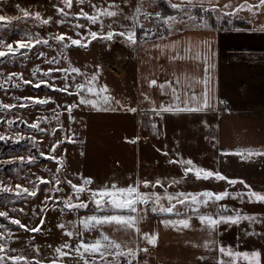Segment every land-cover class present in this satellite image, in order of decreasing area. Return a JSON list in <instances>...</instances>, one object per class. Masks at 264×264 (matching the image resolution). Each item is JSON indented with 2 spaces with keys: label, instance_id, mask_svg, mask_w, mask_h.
Here are the masks:
<instances>
[{
  "label": "crops",
  "instance_id": "0c3cea01",
  "mask_svg": "<svg viewBox=\"0 0 264 264\" xmlns=\"http://www.w3.org/2000/svg\"><path fill=\"white\" fill-rule=\"evenodd\" d=\"M169 1L176 5L217 8L233 14L229 17L231 22L238 20L240 23L217 29L191 27L140 44L127 66L132 70L130 77L127 72L129 83L137 88L136 104L124 103L117 112L113 110L114 125L109 128L115 134L134 132V136L110 143L107 140L94 142L89 146L93 151L90 161L98 164V170L86 174L82 171V177L91 178L89 189L112 184L126 187L159 180L163 187L145 188L141 184V191L156 192L161 197L165 189L173 195L227 191L231 194L228 198L210 203L208 207L200 206V213L215 215L223 205L227 209L223 212L225 216L235 217L240 213L254 217L241 219L236 224L222 223L210 233L195 213L177 204L181 208L176 211L181 215L157 212L148 216L144 233L158 234L155 246L142 237L133 258L116 264H128L129 261L131 264H217L221 259H228L221 255L220 247L235 252H259L260 264H264V203L250 202L249 188L244 184L232 185L227 180L215 178L196 179L192 173L185 176V165L169 162L190 159L199 168L218 172L231 180H243L251 190L264 194V155H248L247 152H264V9L255 15V9L250 12L247 7L237 11L245 0ZM258 2L247 0L249 6ZM227 4L231 7H224ZM196 53L201 54L200 59L193 58ZM177 54L184 59H172ZM177 77L180 84H176ZM152 80L157 81V85L150 87ZM205 80L207 85L203 83ZM166 82H172L178 89L180 107H184L183 101L188 99L185 92L189 96L194 93L198 98L189 101L188 106L199 107L205 91L209 106L197 112L160 111L161 106L177 103L171 88L161 90L159 87ZM133 98L126 93L121 99L125 102ZM107 127L103 132H107ZM142 133L147 135L144 141ZM138 137L140 141L136 139ZM103 142H106L105 147L101 146ZM87 145L85 149H88ZM237 152H242L243 157L236 155ZM109 156L106 163L105 158ZM161 201L169 205L166 199ZM137 207L146 211L151 208V202ZM189 216L191 227L187 229L166 227L162 223ZM239 264L246 262L240 260Z\"/></svg>",
  "mask_w": 264,
  "mask_h": 264
},
{
  "label": "rangeland",
  "instance_id": "374dc122",
  "mask_svg": "<svg viewBox=\"0 0 264 264\" xmlns=\"http://www.w3.org/2000/svg\"><path fill=\"white\" fill-rule=\"evenodd\" d=\"M91 3L101 9L114 5L109 10L115 11L117 15L101 16L96 24H89L87 20L76 15L81 8L89 14L94 13L87 0L83 5L75 3L74 0L71 9L65 8V12L69 13L66 17L58 15L54 7V5L64 7L60 0H0L2 16L22 17V13L17 8L19 5V8L31 13L39 12L44 19L52 18L47 25L32 18L0 22V40L5 44L11 43L15 47L16 41L29 36L34 45L30 49L21 50L16 55L0 58V83L4 85L0 88V104L14 105L8 109L0 108V135L6 137L5 140H0V211L7 212L10 219H18L28 227L35 226L41 229L38 232L25 231L18 225L10 223L9 219L0 217V224L6 225V228H0V234L5 238L0 242L5 243L7 256H23L31 264H36L37 261L40 264H53V261L55 264H83V260L75 251L77 245L81 240L86 243L92 242L100 238L101 233L121 243L125 253L118 257L107 256L109 264L122 263L121 261L125 259L131 260L133 256L128 255V249L136 253L140 244L138 242L140 239L142 241L148 216L159 212L151 211L153 206L159 207L151 202L150 209L140 211L138 208L136 213H132L138 218L143 217L139 219L137 225L140 229L139 233L134 230L118 231L112 225L85 230L79 223L81 220L91 215L108 214V210H97L90 201L88 191L77 197L67 181L71 180L73 184L79 185L85 178L82 177V171L85 174L97 172L98 164H92L90 161L93 151L89 146L94 145V142L107 140L110 143L111 140L121 141L123 137L134 136V132L115 134L112 130L109 131V128L114 125L113 110L117 112L124 103L136 104L137 88L129 83L132 70L127 66L132 62L140 44L144 43L137 40V30L144 28L148 31L161 22L169 28L178 29L189 23L183 18L188 12L162 15L158 0H91ZM61 20L64 22L58 23ZM77 24H83L85 27H76ZM89 31L96 32L97 39L92 40L88 35ZM109 32L113 33L112 39L106 38ZM77 33L80 35L78 36ZM60 34H66L73 39L84 37L83 42L87 47L73 46L69 41L58 42L55 37ZM129 35L132 36V40L128 39ZM37 40L47 43H36ZM0 51H6V48L0 46ZM118 54L127 57V62L122 64L124 74L117 76L112 71L102 70L99 65L100 60L106 56H108L106 59L112 57L113 65L118 63ZM50 61L53 62L49 63ZM72 67L80 69V74L49 71ZM11 73L21 74L22 79L17 76L6 80L5 78ZM92 76L96 77L93 84L97 89L107 87V92L102 95L110 97V100L107 104L101 102V107L109 110L97 111L91 106L80 105L73 108L69 114L67 109L77 104L80 98L75 95L76 85L86 83ZM41 81L55 85V88H62L67 84L68 92L56 91L46 84L35 87ZM69 92L73 95H69ZM126 93L134 96V100L128 99L123 102L121 98ZM81 95L88 99H96V96L87 92H81ZM26 97L33 99L28 100L25 99ZM37 99H48L50 102L35 103ZM9 121L13 123L9 125ZM35 122H39V128L44 131L29 127ZM106 126H108L107 132H103ZM145 136L142 133L143 141ZM21 137L23 139H20ZM136 139L140 141L139 137ZM87 143L88 149L87 147L85 149ZM105 143L103 142L101 146L105 147ZM54 145L58 146L56 151L52 152L51 148ZM52 156L56 159H51ZM109 158L111 157L105 158L106 163ZM41 180L49 183H42ZM57 180L60 181L59 184L56 183ZM17 185L20 188H17ZM4 187L10 188L11 191H3ZM23 188L29 189V192L35 191L36 195L31 196L23 192ZM57 188L62 190L56 191ZM69 198H71L70 203L74 205L81 201H90V203L87 208H69L65 206ZM160 203L165 207L169 206L162 201ZM176 208L181 207L176 205ZM182 208L189 209L187 205ZM41 220L43 224L40 223ZM60 224L64 227H58ZM66 232H72L73 235L70 237L65 234ZM65 244L71 247L62 248ZM56 248H62V251L69 255L59 256L55 251ZM85 256L92 259L87 254ZM97 262L101 264L98 257ZM5 264H13V262L6 260ZM20 264L24 262L21 261Z\"/></svg>",
  "mask_w": 264,
  "mask_h": 264
},
{
  "label": "snow or ice",
  "instance_id": "6c2138e0",
  "mask_svg": "<svg viewBox=\"0 0 264 264\" xmlns=\"http://www.w3.org/2000/svg\"><path fill=\"white\" fill-rule=\"evenodd\" d=\"M86 2V0H75V3L83 5ZM89 6L94 9L93 14H89L88 12L84 11L83 8L80 9L79 13H77L78 18H82L84 20H87L89 24H96L101 16H107V17H114L117 15L115 11H110L109 8L113 7L114 5H109L108 8L101 9L99 8L96 4L91 3V0H87ZM60 3L64 5V7H57L54 5L56 8L57 14L61 15L63 17H66L69 15L68 12H65V8L71 9L74 4V0H60ZM172 7H177V5L173 4ZM224 7L228 8L231 7L230 4L224 5ZM248 8V10L251 12L255 9L254 15L259 12L260 9H264V0H259V2L255 5L249 6L247 4V0H245L244 4H241L238 6L237 11L241 10L243 8ZM17 8L19 11L22 13V17H6L0 15V22H11L12 20L16 19H27V18H32L37 21H39L41 24L47 25L51 22L52 18L48 17L47 19H44L39 12L31 13L26 9L19 8V5H17ZM192 17H190L191 19ZM64 21H58V23H63ZM76 27L83 28L85 25L83 24H77ZM79 36L80 33H77ZM89 36H91L92 40L97 39L98 34L93 31H89L88 33ZM120 35H124V33H120ZM113 33L109 32L107 35V39H112ZM55 39L58 42H64V41H69L71 45L77 46V47H87V44L83 42L85 39L84 37H81V39H73L71 36H67L66 34H60L55 37ZM129 40H132V36L129 35L128 37ZM47 43V41H39L37 40L36 43ZM91 41H89L90 43ZM0 46L5 47L6 51H0V58H3L7 55H16L17 53H20L21 50H27L32 48L33 42L31 37L25 36L22 37L20 40L16 41V46L13 47L11 43L5 44L2 40H0ZM186 51H190L186 50ZM200 53H196L194 59H200ZM172 59H184L183 56H180L177 54L176 56H173ZM53 61H50L49 63H52ZM49 71H63V72H72V73H77L80 74V69L72 67L69 69H54V70H49ZM48 73H45L47 75ZM22 79L21 74L17 73H11L8 77H6V80H11L13 77H17ZM96 80L95 76H92L91 79L86 81V83L82 84H77L76 89L77 91L75 92V95L80 97L79 102L77 104L71 105L67 110L69 114L71 113L73 108L79 107L80 105H85V106H91L92 108L96 109L97 111H107L109 109L107 108H102L101 107V102L104 104H107L110 100V97L106 95H102L103 93L107 92V87H101L97 89L93 82ZM25 83H31L30 81H24ZM180 79L179 77L176 78V84H180ZM205 85H207L208 81L205 80L203 81ZM41 84H46L48 87L53 88L56 91H61V92H68L69 85L65 84L64 87L62 88H55V85L48 84L46 81H41L40 83H37L35 87H40ZM157 81L152 80L149 82V86H156ZM3 83H0V88H3ZM159 87L161 90H163L165 87L171 88L172 91V96L174 97V100L177 102L174 105H169V106H161L160 111L162 112H171V111H176V112H181V111H187V112H197L201 111L204 108H207L208 105V100H207V91L203 93L204 99L202 104L199 107H190L189 101H197V96L193 93L190 96L188 95L187 92H185V96H188V99L184 100V107L179 106L180 102V94L179 91L176 87L172 85V82H166L165 84H160ZM81 92H87L90 95L96 96V99H88L85 98L84 96L81 95ZM69 95H73V93H68ZM25 99L31 100L33 98L31 97H26ZM35 103L39 104H47L50 101L48 99H37L34 101ZM117 103H119L117 101ZM14 107V105H8V104H0V108L3 109H8ZM129 111H135V109H129ZM9 125H11L13 122L9 121ZM30 128L32 129H39L40 131H44V129L39 128V122L32 123L29 125ZM6 137L4 135H0V140H5ZM20 139H23L21 137ZM135 142V141H131ZM58 145H54L51 148V151L54 152L56 151V147ZM248 155H264V152H252L251 150H247ZM236 155H240L243 157L242 152H237L235 153ZM167 155V153H165ZM51 159L55 160L56 157L52 156L50 157ZM32 158H30L31 160ZM170 163H179L182 165H185L184 168V175L187 176L189 173H192L195 175L196 179H210V178H215L217 180H227L229 184H244L246 188H249V191L247 193V196L249 198L250 202H260L264 203V194L253 191L250 189V186L245 184L243 180L237 181V180H231L228 179L227 177L221 175L218 172H213L209 170H205L203 168L197 167L192 160H179V161H169ZM60 169H57L59 171ZM42 183H49V181H43L41 180ZM57 184L60 183L59 180L56 181ZM68 185L71 187L73 192L76 194L77 197H79L80 194L88 191L90 193V201L96 206L97 210H108V214L102 215V216H97V215H91L88 217H85L83 220H81L79 223L83 225L85 230H92L96 228H100L104 225H112L116 228V230H134L136 233L140 232L138 225L139 219H142L143 217H137L132 215V213H136L138 211V205H144L147 206L150 202L153 203V205H159V207L153 206L151 208V211L153 213H156L157 211L161 213H169L172 214L175 212L176 215H181V213L176 211V205H187L188 208L196 214V218L199 220L201 225L206 227L209 232L211 233L212 231H215L216 228L224 223H232L236 224L238 223L241 219H254V217L250 216H241L240 213H237L235 217L233 216H225L223 215L224 211H227L226 208H224L223 205L220 206V211H218L215 215L207 214V213H200V206L203 207H208L210 203H217L219 201L224 200L225 198H228L231 194L228 193L227 191L220 192V193H214L211 191H204L201 193H176L175 195L169 194L167 190L165 189V194L163 197H161L160 194L156 192H151V193H146L141 191V184L143 187L147 188L149 186L155 188V187H163V184L161 181L157 180L154 183L150 181H142L139 183H136L134 185H128L126 187H118L116 184H112L110 186H102L99 189H89L88 185L92 184L91 178H83L82 184H73L71 180L67 181ZM173 183H178V181H173ZM17 188H20L19 185H17ZM5 192L11 191L10 188L4 187L2 189ZM62 189L57 188L56 191H61ZM23 192L28 193L31 196H35L36 192L31 191L29 192V189L23 188ZM19 195V193H17ZM47 199V198H46ZM162 199H166L168 201L169 206L165 207L163 204L160 203ZM71 198H69V201L65 202V206L69 208L73 207H79V208H87L88 203L81 201L79 204H71L70 203ZM175 201V203H173ZM195 206V207H194ZM0 217L6 218L10 220V223L18 225L21 229H24L25 231H31V232H38L41 229L39 227H28L27 225L21 223L20 220L18 219H10L9 215L7 212L0 211ZM191 217L189 216L188 218L185 219H179L175 221H170V220H164L162 223L167 226H172V227H177V228H183L187 229L191 227ZM43 224V220L40 222ZM58 227L63 228L64 225L60 224ZM0 228H6V225L0 224ZM68 236H72V232H66L65 233ZM78 235H82V233H78ZM143 238L147 240V242L153 246L156 245V241L158 239V234L155 235H149L147 233L143 234ZM4 236L0 234V241H4ZM71 247L68 244H65L62 246V248H69ZM62 248H56L55 251L56 253L59 254V256L63 257L66 255H69V253L62 251ZM81 249L83 251H81ZM13 251H15L13 249ZM76 253L79 255L80 259L83 260V264H98L97 262V257L99 258V261L101 264H109L107 261V256L109 255H115V256H123L125 255L124 251L122 250V245L121 243L117 242L115 239H111L108 235L101 233L100 238H97L93 240L92 242H84L83 240L80 241V243L77 245L75 249ZM142 251H147V249H142ZM219 252L221 253L222 256L228 257L227 260H219L217 264H239L240 260H243L246 262V264H260V253L259 252H235L231 249H226L224 247L219 248ZM87 256L92 257V259H88ZM128 255L134 256L135 253L131 250L128 249ZM6 260H11L13 264H20L21 261L24 262V264H31L30 261H28L25 257L23 256H7L6 254V246L4 242H0V264H5ZM36 264H40L39 261L36 262ZM53 264H55V261H53ZM128 264H131V261L128 262Z\"/></svg>",
  "mask_w": 264,
  "mask_h": 264
},
{
  "label": "trees",
  "instance_id": "16d2710c",
  "mask_svg": "<svg viewBox=\"0 0 264 264\" xmlns=\"http://www.w3.org/2000/svg\"><path fill=\"white\" fill-rule=\"evenodd\" d=\"M172 5L173 4L169 0H158V6L162 10V15H177L179 12L186 11L188 14L184 15L183 18L189 21V23L178 29L169 28L168 26L163 25L162 22L148 31L144 28H139L137 30L138 41L147 42L158 40L163 37L186 31L191 27H209L217 29L220 27H230L231 24L232 26H237L240 23L238 20L231 22L229 17L233 14L224 13L217 8L197 5H177V7L174 8ZM190 17L192 18L190 19Z\"/></svg>",
  "mask_w": 264,
  "mask_h": 264
},
{
  "label": "built area",
  "instance_id": "2783aa9c",
  "mask_svg": "<svg viewBox=\"0 0 264 264\" xmlns=\"http://www.w3.org/2000/svg\"><path fill=\"white\" fill-rule=\"evenodd\" d=\"M106 57H108V56H106ZM106 57L105 58H103L102 60H100V62H99V65H100V67L102 68V70H104V71H113L112 69H111V67L112 68H116L117 66H118V64H120L121 65V67H122V64L123 63H125V59H127V57L126 56H122V55H119L118 54V63H115V64H113L112 65V63H111V58L112 57H110V59H106ZM126 57V58H125ZM113 61V60H112ZM122 61V62H121Z\"/></svg>",
  "mask_w": 264,
  "mask_h": 264
},
{
  "label": "bare ground",
  "instance_id": "6f19581e",
  "mask_svg": "<svg viewBox=\"0 0 264 264\" xmlns=\"http://www.w3.org/2000/svg\"><path fill=\"white\" fill-rule=\"evenodd\" d=\"M118 53H120V52H118ZM110 54V53H109ZM126 58V57H125ZM127 62V59H125V63ZM123 67H121V65L120 64H118V66L116 67V68H112L111 67V69L113 70L112 72H114L115 73V75H117V76H122L124 73H123V69H122Z\"/></svg>",
  "mask_w": 264,
  "mask_h": 264
}]
</instances>
